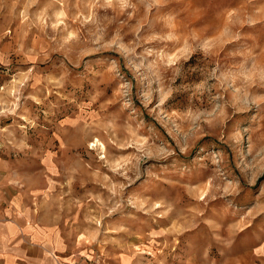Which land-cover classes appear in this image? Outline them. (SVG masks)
Masks as SVG:
<instances>
[{"label": "rangeland", "instance_id": "1", "mask_svg": "<svg viewBox=\"0 0 264 264\" xmlns=\"http://www.w3.org/2000/svg\"><path fill=\"white\" fill-rule=\"evenodd\" d=\"M1 145L90 264H264V0H0Z\"/></svg>", "mask_w": 264, "mask_h": 264}, {"label": "crops", "instance_id": "2", "mask_svg": "<svg viewBox=\"0 0 264 264\" xmlns=\"http://www.w3.org/2000/svg\"><path fill=\"white\" fill-rule=\"evenodd\" d=\"M19 167L20 161L10 158L8 148L1 145L0 264H90L82 252L84 246L64 233L61 221L53 213L46 219L40 215L44 210L38 203L48 192L45 168L25 175L18 171L15 175L14 170ZM16 177L23 182L17 185ZM118 253L130 257L128 253ZM121 261L118 256L107 263L122 264Z\"/></svg>", "mask_w": 264, "mask_h": 264}, {"label": "bare ground", "instance_id": "3", "mask_svg": "<svg viewBox=\"0 0 264 264\" xmlns=\"http://www.w3.org/2000/svg\"><path fill=\"white\" fill-rule=\"evenodd\" d=\"M92 145H94V143H92ZM103 147V146H102ZM104 148V147H103Z\"/></svg>", "mask_w": 264, "mask_h": 264}]
</instances>
